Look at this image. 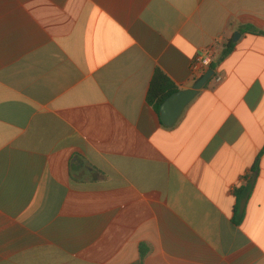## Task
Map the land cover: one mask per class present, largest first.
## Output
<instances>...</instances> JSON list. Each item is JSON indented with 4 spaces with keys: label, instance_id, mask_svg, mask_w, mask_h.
Returning a JSON list of instances; mask_svg holds the SVG:
<instances>
[{
    "label": "crops",
    "instance_id": "obj_1",
    "mask_svg": "<svg viewBox=\"0 0 264 264\" xmlns=\"http://www.w3.org/2000/svg\"><path fill=\"white\" fill-rule=\"evenodd\" d=\"M0 264H264V0H0Z\"/></svg>",
    "mask_w": 264,
    "mask_h": 264
},
{
    "label": "water",
    "instance_id": "obj_2",
    "mask_svg": "<svg viewBox=\"0 0 264 264\" xmlns=\"http://www.w3.org/2000/svg\"><path fill=\"white\" fill-rule=\"evenodd\" d=\"M239 34L235 35L234 42L238 41ZM213 69H209L191 89L181 90L169 97L161 107L160 118L167 127L174 126L182 116L186 107L197 97L199 92L214 77Z\"/></svg>",
    "mask_w": 264,
    "mask_h": 264
},
{
    "label": "trees",
    "instance_id": "obj_3",
    "mask_svg": "<svg viewBox=\"0 0 264 264\" xmlns=\"http://www.w3.org/2000/svg\"><path fill=\"white\" fill-rule=\"evenodd\" d=\"M234 47L235 44L233 42H230L223 51L221 59L227 57L233 51ZM177 92H179V89L170 81V79L166 75H164V73L158 70L156 71L151 82L147 100L148 103L152 105L156 112L160 115L161 107L164 102ZM243 218L244 215H241L238 212V208H236V216L233 219L234 223L236 225H240L243 221Z\"/></svg>",
    "mask_w": 264,
    "mask_h": 264
},
{
    "label": "built area",
    "instance_id": "obj_4",
    "mask_svg": "<svg viewBox=\"0 0 264 264\" xmlns=\"http://www.w3.org/2000/svg\"><path fill=\"white\" fill-rule=\"evenodd\" d=\"M215 55L216 49L211 47L195 59L192 64V74L197 76V80H199L209 69H211L215 60ZM216 81L219 83L222 81V78H218Z\"/></svg>",
    "mask_w": 264,
    "mask_h": 264
}]
</instances>
